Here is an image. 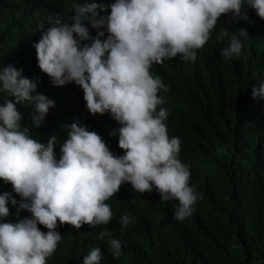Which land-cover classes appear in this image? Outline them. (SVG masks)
Here are the masks:
<instances>
[{"label": "clouds", "instance_id": "obj_1", "mask_svg": "<svg viewBox=\"0 0 264 264\" xmlns=\"http://www.w3.org/2000/svg\"><path fill=\"white\" fill-rule=\"evenodd\" d=\"M47 25L31 45L38 69L55 87H79L89 115L115 121L109 135L118 137L123 154L72 123L57 157L56 137L34 139L18 107L30 109L32 128H40L55 102L22 70L0 67V264H49L68 249L74 231L87 229L96 230L86 231L96 245L82 264H100L102 254L119 258L123 243L135 249L147 239L130 211L113 217L106 203L122 184L139 194L155 190L175 223L193 219L202 198L190 181L203 159L183 163L182 141L169 127L189 102L208 108L204 123L218 120L207 103L213 85L180 82L182 66L168 77L155 70L169 61L194 64L220 28L222 57H239L249 38L242 28L258 30L252 38L264 33V0H79ZM251 96L264 101V82ZM9 203H19L10 217Z\"/></svg>", "mask_w": 264, "mask_h": 264}, {"label": "trees", "instance_id": "obj_2", "mask_svg": "<svg viewBox=\"0 0 264 264\" xmlns=\"http://www.w3.org/2000/svg\"><path fill=\"white\" fill-rule=\"evenodd\" d=\"M77 1L0 0V67L12 65L22 70L23 76L37 83V92L55 102L40 128H32L30 109L18 107L24 114L22 126L30 128L34 139L46 142L56 137L57 157L59 144L66 139V126L72 123L86 125L115 155H122L118 137L109 135L119 125L107 114L89 115L79 87L53 86L38 69L31 47L41 29L49 27V18ZM242 29L249 38L242 39L239 57L228 61L222 57L221 50L227 46L218 42L224 33L220 28L194 64L169 61L155 70L168 77L182 66L180 82L202 90L213 85L214 96L207 103L215 108L218 120L204 123L210 117L208 108L189 102L186 113L169 127L182 141L179 159L183 163L190 166L203 159L190 181L202 197L194 206L195 216L175 223L170 211L158 202L155 190L139 194L129 184H122L106 203L113 209V217L130 211L134 221L146 227L147 239L137 241L135 249L123 243L119 258L102 254L100 264H264V101L251 96L252 88L264 82V33L252 38L258 30ZM238 31H234L237 36ZM7 206L10 217L19 203ZM86 231L96 234L94 229ZM86 231H74L68 249L59 250L49 264H82L96 245Z\"/></svg>", "mask_w": 264, "mask_h": 264}]
</instances>
